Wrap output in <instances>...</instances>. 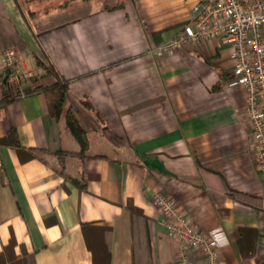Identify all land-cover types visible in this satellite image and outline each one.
<instances>
[{
  "label": "crops",
  "instance_id": "obj_1",
  "mask_svg": "<svg viewBox=\"0 0 264 264\" xmlns=\"http://www.w3.org/2000/svg\"><path fill=\"white\" fill-rule=\"evenodd\" d=\"M56 1L42 11L26 0H0V16L26 44L18 50L23 69L43 72L37 54L68 80L67 106L100 139L85 152L105 156L66 155L81 189L51 168L55 152L80 147L63 116L50 115L44 93L1 106L0 139L14 130L24 150L48 154L45 162L21 160L0 142V250L12 235L15 253L36 251V264H92L80 228L92 221L111 228L110 264H132L130 202L148 220V264H177L179 242L152 203L164 193L217 242L219 264H264V179L250 152L245 90L227 85L230 47L214 38L172 55L148 51L179 33L196 0H126L114 10L102 0ZM3 78L0 64V100ZM227 188L255 198L246 203ZM191 253L205 264L199 249Z\"/></svg>",
  "mask_w": 264,
  "mask_h": 264
},
{
  "label": "built area",
  "instance_id": "obj_2",
  "mask_svg": "<svg viewBox=\"0 0 264 264\" xmlns=\"http://www.w3.org/2000/svg\"><path fill=\"white\" fill-rule=\"evenodd\" d=\"M214 38L231 49L233 75L227 85L245 90L250 152L264 179V0H196L179 33L148 51L172 55L187 42ZM18 53L7 48L0 56L6 84L15 98L26 95L24 85L32 76L21 67ZM152 203L162 215L161 223L179 242L177 264H195L193 248L202 252L205 264H219L217 242L198 232L172 198L156 193Z\"/></svg>",
  "mask_w": 264,
  "mask_h": 264
},
{
  "label": "trees",
  "instance_id": "obj_3",
  "mask_svg": "<svg viewBox=\"0 0 264 264\" xmlns=\"http://www.w3.org/2000/svg\"><path fill=\"white\" fill-rule=\"evenodd\" d=\"M126 0H102V6L106 10H114L123 7ZM69 5V4H68ZM60 8V7H59ZM31 19H34L36 11H30L28 13ZM34 26H38L37 23H33ZM0 40L2 42L1 50L7 48H16L23 51L26 48V44L17 30L13 27L11 21L5 17L0 16ZM34 61L36 66L41 68L43 72L39 75H32L28 78L29 84L24 87L26 94L43 92L46 98L48 111L51 116L58 118L63 116L66 130L74 137L79 144L78 151H57L55 152L54 162L51 168L59 173L64 180H68L73 184L78 185L81 189L85 186L79 178L75 176L76 168L66 161V155L73 153L80 159H85L92 156L104 157L105 154L97 152L94 155L86 154V150L90 145L96 146L100 143V139L97 135H89L84 131L76 120L72 110L66 104V93L68 88V80L64 78L54 65L45 57L34 54ZM48 77H53L54 81L51 84L44 85L43 81ZM3 84L5 86L3 92V98L0 100V107L6 102L14 99L11 90L8 88L3 78ZM15 131L11 130L6 136L0 139V142L7 143L13 146L18 152L20 159H38L45 162L48 151L45 149H32L24 150L17 143L16 138L11 137ZM226 193L236 199L248 202L249 198H255L252 194L242 193L231 188L226 189ZM128 214L130 222L131 232V251H132V264H148V250H149V238H148V220L144 215L141 208L135 206L132 203H128ZM80 228L83 235V239L87 249L92 256V264H110L111 260V228L108 226L97 225L92 221L80 222ZM16 241L11 235L8 242L3 245L0 250V264H36L35 252L22 250L20 255L15 253Z\"/></svg>",
  "mask_w": 264,
  "mask_h": 264
},
{
  "label": "rangeland",
  "instance_id": "obj_4",
  "mask_svg": "<svg viewBox=\"0 0 264 264\" xmlns=\"http://www.w3.org/2000/svg\"><path fill=\"white\" fill-rule=\"evenodd\" d=\"M20 1L23 3V0H20ZM53 1H56V0H26V3H28V4L30 3L32 5H35L36 7L41 8L42 11H45V10L49 9V7L51 5L50 3H53ZM59 1L60 0H57L54 3H58Z\"/></svg>",
  "mask_w": 264,
  "mask_h": 264
}]
</instances>
